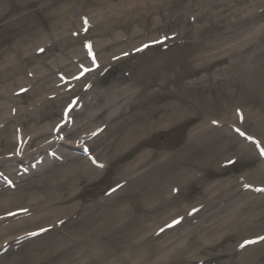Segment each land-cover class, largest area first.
<instances>
[{"label": "rangeland", "instance_id": "1", "mask_svg": "<svg viewBox=\"0 0 264 264\" xmlns=\"http://www.w3.org/2000/svg\"><path fill=\"white\" fill-rule=\"evenodd\" d=\"M56 11L58 12L55 13ZM114 18H119L116 28L110 24ZM171 36L175 37L170 39ZM159 38L177 42L152 45L132 53L144 41ZM66 39L67 43L64 42ZM88 42L93 45L91 48L103 65L96 70V76L90 79L92 83L84 75L78 77L71 83L76 91H73L70 100L61 92L63 88L57 87L59 99L53 101L50 98L45 103L48 110H54L53 116L46 115L47 112L43 114L42 110L39 113L33 108L30 110L35 114L34 117H38V122L33 123L36 132H30L28 136L38 135L37 139L25 142L18 148L14 145L7 152L8 147H0V152L5 151L0 154V159L4 161L0 166V199L12 196L17 202L10 206H0V217H3L0 219V231L15 230V233L10 232L0 240V264H8L9 260L24 262L22 257H30L38 252L43 254V249L54 246L57 242L60 245L69 244L71 251L55 257L43 256L36 264H65V258L79 248L82 249L80 251H89L91 249L88 248L94 246H111L113 240L106 237L90 236L77 242L76 238L71 237L74 232L79 234L90 222L96 209L109 215L105 216L107 220L117 218L121 222V217L124 219L125 216L122 208L125 207L133 211L139 220L147 222L149 229L153 230L165 225L167 220L179 213V206L185 211L187 206L197 203L198 199L213 189H221L225 180L229 179L228 173L241 175L251 184L264 185V171L258 177L255 173L259 163H262L263 168L264 163L257 156L254 144L249 149L251 156L247 159L236 158L231 167L227 165L219 168L218 164L216 167L203 166V169L195 166L196 164L192 165L190 168L193 169L189 171L193 173V179L183 184L182 195L179 194L180 197L172 202H167L168 192L164 189L174 172L163 164L156 166L164 153L169 156L183 152L186 158L192 157L191 150L181 151L187 143L185 137L191 130L193 132L199 127L208 130V136H216L211 120L225 123L232 119L229 122L232 126L226 125L225 130L235 137L230 142L232 146L229 151L221 149L223 142L220 140L212 142L211 151L205 150L207 157L211 155L217 162L224 156L232 155L240 145L244 146L248 142L246 133L258 135L256 138L264 146V99L261 98L264 93V0H0V99L15 78L21 77L23 80L19 85L9 88L10 93L16 87L28 83L26 72L38 74L46 70L47 67L43 68V64L55 67L60 61L68 64L71 57L85 55L84 48L90 45ZM40 49L44 51L41 52ZM84 61L86 58L81 62L84 64ZM18 66L19 73L12 74ZM145 66H148L153 76H162L173 70L169 75L174 79L166 84L155 79L156 84L149 88L153 92L151 101L145 103L143 100H136V103L121 108L120 104H124L133 96L134 91L139 90L140 86L132 83ZM77 72L75 67L73 74ZM4 73L9 75L3 76ZM120 91L122 93L111 97ZM38 97L26 102L30 103ZM67 100L84 103L81 108L73 109L68 122L61 117ZM1 104L5 105L6 113L0 120L13 116L16 109L14 106L24 111L29 109L21 101L13 104L6 99ZM175 105L177 116L173 117L169 114L174 112ZM163 107H169L172 112ZM150 108H155L150 117L153 125L135 140L136 143L120 150L114 145L119 152L111 154L107 170L97 172V178L92 181L83 177L79 184L74 182L73 166H70L69 159L64 160L60 152L70 151L58 143L55 136L64 141L80 140L83 136H88L90 138L86 139V144L88 139L96 141L93 143L96 147L92 145L93 149L102 150L104 140L117 136L116 128L124 130L126 124L142 122V116L139 121L135 117L148 113ZM108 118L112 120L109 121ZM248 118L261 124L257 133L254 132L256 129L249 126L252 124L247 121ZM3 123L5 121L0 126ZM10 124L12 123H6ZM55 124L57 132L54 135L51 131ZM33 125H30L31 128ZM106 125L108 131L103 133V130L100 134L90 136L94 129L99 126H104L105 129ZM152 126L171 128L155 131ZM71 154L79 156L73 151ZM141 154L149 156L141 162L138 170L141 173L135 179L132 178L131 186L126 187L137 192L139 197L135 195L131 199L125 193L119 197L116 194L112 197V202L108 203L104 200L106 191L111 188L116 177L125 172L126 165L135 162L136 157ZM17 156L24 158L15 161ZM80 162L86 163L87 158L82 157ZM169 162L176 167L173 160ZM42 165L43 168H40ZM198 170L205 173L204 178L195 179ZM8 180L13 182L12 185L6 184ZM218 180L223 181L217 183ZM214 183V188H210ZM104 189H107L105 193ZM160 190L162 198L152 200V192ZM238 201H242L243 207L235 218L236 221L221 225L213 223L214 227H210V223L215 220L213 218L206 224L192 223L179 230L182 232L172 243L166 239L159 240L155 250L147 248V251H143L146 241L144 238V243L140 242L141 250H138L139 254L134 258L137 261L132 258V262L264 264V239H259L264 237V194L242 195ZM114 202L119 204L117 208L112 207ZM9 212L15 215H7ZM81 213L86 214L69 224ZM39 216L40 219H49L45 222L50 225L37 227L44 222L28 221L25 224L27 228L20 229L22 221L25 223L27 218ZM64 219L65 223L54 229L55 226L52 225ZM33 227L35 228L32 229ZM37 231H40L38 235H26ZM16 237L23 238L15 240ZM246 241L253 242L245 243ZM242 244L244 247L240 246ZM160 247L163 249L160 250ZM171 247H175L176 251L184 249V252L169 258L166 250L170 248V252ZM128 248L126 244L127 250L121 258L132 257L128 254ZM74 256L72 255L73 258ZM85 261L83 260L84 263ZM72 262L75 261H70V264H84L80 261ZM100 262L91 264H102Z\"/></svg>", "mask_w": 264, "mask_h": 264}, {"label": "bare ground", "instance_id": "2", "mask_svg": "<svg viewBox=\"0 0 264 264\" xmlns=\"http://www.w3.org/2000/svg\"><path fill=\"white\" fill-rule=\"evenodd\" d=\"M57 12L58 11H56L55 13H57ZM118 19L114 18L110 21V24L113 25L115 28L118 27V21H117ZM128 24H130V23H128ZM147 41H150V40L148 39ZM64 42L67 43V39ZM80 58H82V56ZM23 62H25V61L23 60ZM71 64H72V62H70L68 64H64L61 61H60V64H56L55 67L51 64L50 65L47 64L49 66L43 64L44 65L43 68L47 67L45 71L39 72L38 74H35L33 71H32V73H29V72L25 73V78L28 79L27 80L28 83L20 85L21 88L24 87L25 91L18 92L17 91L18 87H16V90L14 89L15 91L13 93H10V90H8L9 88L17 86L20 83H22L23 79L21 77L15 78L12 82L11 87L5 89V91L3 92L4 96L1 97L2 100L7 99L8 101H11L13 104H15V103L19 104L21 101V103L24 102L29 107V109L26 108L24 111L22 108L13 105L16 108L15 114L13 116H6L2 120H0V124L3 121H5V123H3L2 126H0V147H2V146H4L5 148L8 147L9 149L6 150V152L10 151V148L14 145L17 146V144H20L22 142L29 143V142H31V140L33 142L37 139L38 135H35L34 137L32 135L28 136V134L30 132H36L35 131L36 129L34 128L35 125H33V123L38 122V117L37 118L34 117L35 114L33 113V111H30V110H32V108L34 110L38 111V113L41 112V110H42L43 114H44V112H47L46 115L53 116L54 110H48L49 108L45 105V103L48 102L49 101L48 99H50V98H51V100L54 99L53 101H56L59 99V97H58L59 89H57V87L63 88V91H61V92H64L66 94L65 98L68 97V99L73 94V92H71V90L76 91L75 89H72V88L69 89V86H68L69 84H71L72 79L67 78V77L72 76L73 70H74V67ZM76 64L77 63H75L74 65H76ZM19 68H20V66L15 68V70H14L15 72L12 74L19 73ZM148 69H149L148 66H145L135 76V81L132 84L133 85H139L140 88L138 91L137 90L134 91L133 96L130 97L129 99H127V101L124 104L123 103L120 104L122 106L121 108L128 107L129 105H131V103L132 104L136 103V100H143L145 103L151 101L153 99V97H152L153 92H151V90H149V88L156 84L155 79H157V80L159 79V81H162V83H164V84H166L169 80L174 79V77L172 75H169L173 70L172 71L169 70L168 72H166V74H164L162 76H157L155 74L153 76V74L151 73V70H148ZM57 72H60V73H62V75H64V78L62 80L57 79ZM66 73H67V75H66ZM6 74L9 75L8 73H4L3 76H6ZM89 76H90V74H89ZM68 89L70 92H67ZM51 92L53 94L50 95L49 93H51ZM46 93H48V94H46ZM120 93H122V92L121 91L117 92L114 95H112L111 97L116 96L117 94H120ZM37 96H39V97L36 100H34L30 103L26 102V100L33 99L34 97H37ZM43 98H46V100H43ZM261 98L264 99V93L261 94ZM1 99H0V117H3L4 114L6 113V108H5V105L1 104L2 103ZM177 106H179V105H177ZM173 107H174V112L172 114H169V115L175 117V116H177V114L175 113L176 105ZM163 108L170 113L172 112V110L169 109V107H163ZM154 111H155V108H150L148 113H143L141 115L136 116L135 117L136 121H139L141 119V116H142L143 121L140 123L126 124L124 126V130H121L122 129L121 127L116 128L115 134L117 136L114 138H111L110 140L109 139H107L106 141L104 140L103 141L104 142V148L102 150L101 149L97 150L96 148H94L96 160L103 162V163L105 162L108 166L109 165L108 163L111 160L110 159L112 156L111 154H116L119 152L117 148H119V150H120L121 148L127 147L131 143L132 144L136 143L135 140L138 139L139 136L144 131H146L151 126V124L153 123V122L151 123L150 117L153 116ZM108 119H109V121L112 120L111 118H108ZM171 119H173V118H169V120H171ZM247 121H249V123L252 124L249 126H252L254 129H256L254 132L257 133L259 131V127L261 126V124L258 123L257 120H253V119H249V118L247 119ZM229 122H232V119L225 122V123L224 122L220 123L221 124L220 126H216V128L213 129V131L216 132V136H214V135L208 136L207 133L209 131L208 130L206 131L205 128L201 129L199 127V128H196L195 131H193V132L191 131L189 136H188L187 143L184 144L185 147H183V149L181 150V151L191 150V153H192L191 159H187L188 157L186 158V156L183 155L184 153L181 152L182 154L176 153L170 157H167L165 155V157H163L160 160V162L156 166H160L163 164V165H165V167L167 169H172L174 172V175H171L172 178L170 180V183H168L167 187L164 189V190H167L168 195H169V191L171 192V190L173 188L172 187L173 184L178 185L179 181L182 182V179L180 180V177L183 176L182 174L185 171V169L183 167L185 165L190 168L192 165L194 166V164L199 165L201 167H203V166L209 167L212 164V163H209V159H212L211 155H208L209 157H207V154L205 153V150L211 151L212 142H216V141L220 140L223 142V145H221V149H223V150L228 149V151L231 150L230 147L232 146V144L230 142L231 141L233 142L235 140V137L233 135L227 134V131L225 130L226 125L229 126L231 124L229 127L232 126V123H229ZM6 123H12V124L6 125ZM30 125H33V127L31 128ZM155 126H152L151 128H153ZM53 127H54V125H53ZM53 127H52V129H53ZM107 127L104 129L103 133L107 130ZM41 134H43V133H41ZM14 136H16V138ZM251 136H258V135L246 133V137H251ZM84 137H86V136H84ZM99 137H98V139H99ZM98 139H97V142H98ZM132 141H135V142H132ZM63 142L65 144H68V145H72V146L74 145V142H71V141H63ZM94 142H96V141H92L91 144H93ZM255 143H258V141H255ZM114 145L117 148H115ZM250 146H251V144L246 142V143H244V146L240 145L239 147H237V149L234 153L239 157H243L244 159L245 158L247 159L251 156L249 153L250 152L249 151ZM93 147H96V145L93 144ZM261 148L264 149V147H261ZM102 151H104V153ZM4 152H0V154H3ZM214 153H217V151H214ZM211 154H213V153H211ZM61 155L64 157V160H68V159L70 160L69 164H70V166H73L71 168L73 170L72 171V177H73L72 179H74V182H77L78 184L83 177H88L92 181L98 175L97 172L101 171L100 169H97V168L91 166L90 163H88V162L82 164L80 162V159L82 158L81 156L80 157L74 156L73 154L67 153L66 151H61ZM148 156H149L148 154L138 155L135 159V162L127 164L128 166L126 165L125 172H123L121 175H118L116 177V180L119 181L120 183H119V186L117 187L118 190L116 191V193L114 195L118 194L117 197H119L122 195V193H125V196L128 198H133L136 195L137 192H135L134 190H130L129 188H126V187L131 186L130 183L132 182V178H134V179L136 178V176H137L136 172H138L142 160L146 159V157L148 158ZM100 158L103 161L100 160ZM228 159H225V160H228ZM170 160H173L176 165L177 164L182 165L181 168L173 166V163L169 164ZM3 162H4L3 159H0V166ZM201 164H203V165H201ZM259 164L260 165L255 169L256 177H258V175H262L263 171H264L262 163H259ZM43 166L44 165H42L40 168H43ZM256 177H255V179H257ZM172 182H174V183H172ZM225 182L228 183L229 181L225 180ZM76 187L77 186H75V188ZM211 187H213V185H211ZM161 191L162 190L153 191L152 196H154V197H152L151 199L154 200V199H157L159 197L162 198L161 193H160ZM244 194L245 193H243V195ZM114 195L112 194L109 197L105 198L104 200H107L108 203H111L112 197ZM235 200L236 201L238 200V196L235 197L233 200H231L229 202V204L235 203V206H237V207H235L236 210H234V208L231 209L232 211H230V214L225 217L224 221H220V219L217 218L219 221V223H218L219 225H221V223L223 224V223H228L230 221H236L235 218L238 217L240 209L243 207V205L242 204L240 205V202L236 203ZM159 202L161 203L162 200ZM14 203H17V202L14 201V198L12 196L7 197V199H0V206H3L4 204H6V205L8 204L7 206H10L11 204H14ZM150 203H154V202L150 201ZM261 204H263V203H261ZM89 208L90 207H88V210H89ZM92 212L89 213V216H91ZM122 212H125L124 219H126V220L122 219L123 217H121L122 221L120 222V220L117 218H112L111 220H107L105 218V216L107 214H105L102 210L96 209V212H94V214H92V218H90V222H88V224L85 226L83 225L84 227L79 231V234H76L75 232L71 234L72 239L76 238L75 242H77L79 240H85L90 236L96 237V238H103V237L112 236L118 242V247L116 246V249L117 248L122 249L125 242L133 240L136 237H138V238L140 237V239L136 241L137 243L138 242L140 243L142 241V237H143V235H140L141 232L144 230H147L150 226H148L147 222H145V221L137 222L135 220V218L133 217L134 213L131 212L130 209L127 210L125 207H123ZM85 214L86 213H81L78 216V218H76L73 222H70L69 224L76 222L81 216H84ZM40 217L41 216L27 218L25 223H24V221H22L23 224L20 227V229H22L24 227L27 228L26 222H28V221H29V223H32V222L41 223L42 221L44 222L42 225H39L37 227L49 224V223L45 222V221H48L49 219L48 220L42 219V218L40 219ZM106 217H109V215H107ZM62 222L65 223V220H63L59 223H55L54 229H56L57 227H61ZM210 227H214L213 224ZM34 228L35 227H33L32 229H34ZM17 230H19V229L17 228ZM14 231H15L14 229L0 231V240L2 239L3 236L9 234L10 232L15 233ZM18 233H20V232H18ZM59 241H61V240H59ZM147 244H148V246L154 245V243H152V242L151 243L147 242ZM169 244L170 243H167V245H169ZM104 247L106 248V245L100 246V247L94 246L93 248L92 247L88 248V249H91L89 251L87 249H84V251H80L82 249L79 248L78 251L77 250L72 251L73 254H71V256H67L65 258L64 262H65V264H70V261H72V260H74L75 262H77V261L83 262V260H89L90 262H95V259H98L101 261L102 264H106V262L102 260V257L105 254ZM134 247H136V245L132 246V248H134ZM46 248L43 249V251H45L43 254L38 252L35 255H32L30 257H22L24 259V262L36 264L37 261L39 262L40 261L39 259H41L43 256L55 257L59 254H65V253L68 254V252L71 251V247L69 244L66 245V244L62 243V245H60L58 242L55 243L54 246H50V247H46ZM137 249L138 248H136V251H138ZM169 249L170 248H168V251L166 250V252H168L167 256L169 258H170V256H175L174 253L179 252V250L176 251L175 247H171V251L173 250L172 252H169ZM32 253H34V252H32ZM78 254H79V256H78ZM72 255H75L74 256L75 258H73ZM137 255H138V253H136V254L133 253L132 254L133 259L136 258ZM35 256H37V257L34 258ZM129 259H131V258H129ZM41 261H44V260H41ZM124 261H126V260H124ZM135 261H137V260H135ZM24 262L22 260H20L18 262H16V260L13 262L9 260L8 264H25ZM75 262H72V263H75ZM119 262H121V258H117V260H112L111 262H108V264H118ZM124 263L128 264L127 262H124ZM129 264H132V263H129ZM134 264H136V262Z\"/></svg>", "mask_w": 264, "mask_h": 264}, {"label": "snow or ice", "instance_id": "3", "mask_svg": "<svg viewBox=\"0 0 264 264\" xmlns=\"http://www.w3.org/2000/svg\"><path fill=\"white\" fill-rule=\"evenodd\" d=\"M85 22V24H87V20H85L84 21ZM86 47H88V49H89V55L92 57V63L95 65L96 64V60H95V56H94V54L92 53V51H91V45H86ZM145 47H147V45H145ZM140 49H138V51H139ZM40 51L41 52H43L44 50L43 49H40ZM78 78V77H77ZM22 91H25V90H23L22 89ZM85 151H87V149H85ZM261 154L262 155H264V151H262L261 152ZM262 190H264V189H262ZM7 215H15V213H11V212H9ZM0 219H3V217H0ZM179 221H177V220H174L172 223L173 224H176V223H178ZM169 227H171L172 225H168ZM41 231H45V229H41ZM29 235H38V233H35V232H33V233H29ZM261 239H264V237H261ZM253 241H246L245 243H252ZM241 247H244V245L242 244V245H240Z\"/></svg>", "mask_w": 264, "mask_h": 264}]
</instances>
